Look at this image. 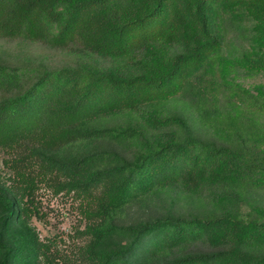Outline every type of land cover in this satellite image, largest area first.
<instances>
[{"label":"trees","instance_id":"1","mask_svg":"<svg viewBox=\"0 0 264 264\" xmlns=\"http://www.w3.org/2000/svg\"><path fill=\"white\" fill-rule=\"evenodd\" d=\"M0 39L51 50L0 44V264H264V0H0Z\"/></svg>","mask_w":264,"mask_h":264},{"label":"rangeland","instance_id":"2","mask_svg":"<svg viewBox=\"0 0 264 264\" xmlns=\"http://www.w3.org/2000/svg\"><path fill=\"white\" fill-rule=\"evenodd\" d=\"M0 44L6 49L14 52L11 56L12 60H16L15 58L19 56L17 53L20 52L30 55L35 52L51 51L39 44L31 43L29 45H18L15 41H7L4 39H0ZM4 53L6 54V52ZM53 53H56L53 54V57L58 61L60 55L57 53L59 52L55 51ZM262 79V75H241L240 78L246 85H252ZM39 196L42 200L45 219H36L35 223L41 235L43 237L56 236L60 245L70 250V247H72L75 242L82 241L81 237L76 232L78 227H83L81 214L77 208L78 201L72 197V195H65L62 193L56 194L50 188L46 187L40 189ZM164 196L166 197L167 195ZM163 203V198L152 196L147 198L145 202L135 203L126 209V211L120 215V219L123 220V222H131L140 218L151 217L163 210L161 205ZM179 208L184 212L194 211L200 213L199 209L202 210L204 207L199 201L191 202L187 198L182 197ZM244 208H247V205H244Z\"/></svg>","mask_w":264,"mask_h":264}]
</instances>
